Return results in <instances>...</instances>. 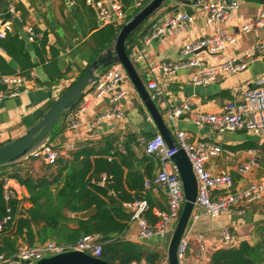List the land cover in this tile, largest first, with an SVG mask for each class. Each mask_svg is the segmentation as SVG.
Listing matches in <instances>:
<instances>
[{
    "label": "crops",
    "instance_id": "obj_1",
    "mask_svg": "<svg viewBox=\"0 0 264 264\" xmlns=\"http://www.w3.org/2000/svg\"><path fill=\"white\" fill-rule=\"evenodd\" d=\"M4 1L7 8L10 3H14L22 17V21H19L9 11L4 12L0 8V20L12 22V30L8 32L10 35L5 41L8 47H13L14 39L12 37L15 34L23 39L20 35L19 24H22L23 27L27 24H32L38 33L36 40L46 35L48 42L45 50L40 49L39 54L35 47L34 49L40 64L44 65V67L45 64L48 65V68L45 67V71L50 77V82L44 83L38 77L28 79L25 85L21 87V94L19 96L8 97L0 102V144L23 134L29 127V123L35 121L37 114L45 109L46 106L49 107L50 103L86 70L92 59L97 57L96 44L91 39V35L100 27L106 25L101 23L95 10L86 3V0ZM179 7H182V9ZM262 7H264L263 3L242 1L241 7L237 11L230 13L220 24L227 33L235 35L237 41L226 52L214 54L204 50L199 51L197 56L204 62L215 65L254 45L264 36V28L255 29L249 34H243L241 28ZM179 9L195 14L196 20L192 23L182 22L177 26L168 27L160 37L153 39L147 45H143L142 38L149 31L151 25L154 22L164 21ZM147 24L142 30L136 32L128 48L130 55L143 54V59L138 61L141 64L137 69L141 76L145 75L147 77L145 81L146 87L150 80H155L159 84L162 91L160 98L164 100L161 103L164 112L167 107L186 100L190 101L193 110H202L210 113L221 112L222 105L229 100H233L235 97L233 93L234 85L243 84L248 80H253L258 76L264 75V57L237 74L227 75L220 73L212 83L206 85L194 84L192 76L195 73V68L182 67L177 68L173 72L163 69V64L171 63L175 66L186 59L182 54V49L188 42L200 39L214 31V26L207 24L199 6L182 5L175 1H170L154 14ZM2 39L0 38V42ZM52 47L58 51L57 65L63 73L61 77L56 76L55 80H53V75L55 74L54 67L50 64L54 55ZM29 56L30 59L21 52H17L16 56H13L6 47L0 45V71L14 74L29 69L32 65L34 66L33 69H35L32 57L30 54ZM10 59L15 60L19 69L14 68L9 63ZM104 71L105 69L99 71L98 74ZM117 90L125 93L122 99L124 105L123 118L107 121V131H104V128L100 127L103 131L102 133L98 131L99 128L92 127L95 117L109 109L111 105V95H106L102 98L96 97L93 84L87 88L81 101L65 116L66 124L64 125V129H60L54 138L56 140L54 143H56L57 147L66 153L67 146L70 143H73L76 148L81 142L87 140L98 142L103 136L115 134L119 139L116 143L117 147L121 152L125 153L126 149L123 142L127 140L129 134H134L137 140L141 136H145V129L153 121L147 120L148 112H144V116L140 115L141 98L136 87L129 79L128 74L121 81ZM149 92L151 93V91ZM82 107H85L83 111H81ZM73 122H77V126H71ZM168 123L174 134L177 130L186 131L190 142L200 140L221 146L222 151L210 157L206 163V167L213 173L231 172L235 178L236 188L244 187L251 181L264 178V164L260 167H255L252 171L242 176L237 172V166L239 163L245 162L246 158L237 165L230 163L232 158L241 151L246 153L247 159L251 158L255 152L259 153L264 161V140L238 131L223 134L230 136L235 134L240 135L238 138L232 136L223 141L222 133L215 131L209 125L200 127L193 123L190 113H185L176 119V121H168ZM151 133L153 134L151 137H153L158 132ZM247 140L255 142L256 146L249 149L236 148L237 145ZM133 147L138 159L143 155L151 157V175L146 174L148 170L147 165L150 163L149 160L140 162L134 160V163L144 173V188L140 194L142 198L148 200L151 206L150 218L151 221H154L156 219L154 214L158 210H166L168 208V199L164 189L156 192L153 188H146L145 180L155 176L160 168V163L153 155L150 156L145 151V147L140 143H133ZM235 150L237 152H234ZM153 160L155 161L154 163ZM169 166L171 168L175 167L174 163ZM258 169H262L260 177H257L256 170ZM127 173L128 168H125V177ZM12 182L15 186L18 185L21 188L26 197H29L30 194L25 186L20 185L14 179ZM128 190L130 193L135 194V190ZM111 192L114 193L113 190ZM30 205V202L27 200L25 206L28 207ZM127 212L130 214L128 209ZM226 227L230 229L232 234L236 235V243L224 240L222 231ZM263 231L264 200L246 205L243 207V212L235 209L224 212L216 218L203 214L194 224L190 234L187 252L189 264H212L211 257L216 250L239 246L242 241L255 244L261 239L264 234ZM138 232L139 227L137 222H131L125 230L123 237L150 244L153 249L166 253V257H168L166 249L168 248V237L153 236L145 240L138 238ZM200 234L203 235L202 243L198 240V235ZM252 239L256 241L252 242ZM21 242H27L23 236L18 238L17 247ZM201 244H204V249L201 248Z\"/></svg>",
    "mask_w": 264,
    "mask_h": 264
},
{
    "label": "built area",
    "instance_id": "obj_2",
    "mask_svg": "<svg viewBox=\"0 0 264 264\" xmlns=\"http://www.w3.org/2000/svg\"><path fill=\"white\" fill-rule=\"evenodd\" d=\"M145 1L134 0V7L141 8ZM86 3L95 10L102 24H113L118 27L124 23L123 19L127 18V11L124 10L121 0H86ZM241 3L242 0L200 1L199 5L201 6L199 7L205 16L206 22L208 25L214 26V31L200 39L188 42L182 49V54L186 59L175 66L171 63L163 64V69L173 72L177 68L182 67L195 68V73L192 76L194 84L206 85L212 83L220 73L234 75L244 71L255 61L262 59L264 57V36L243 52L230 56L225 61L215 65L208 64L197 56L199 51L204 50L214 54L226 52L237 41V37L227 33L220 24L230 13L237 11L241 7ZM8 11L13 17L22 21L20 12L14 3L9 4ZM121 20L123 21L121 22ZM195 20V14L186 10H178L162 22H154L149 32L142 38L143 45H147L153 39L160 37L168 27L177 26L182 22L192 23ZM0 22L2 26L0 28V38H5L8 32L12 30V22L9 20H0ZM262 28H264V7L243 24L241 31L243 34H249L255 29ZM24 30L28 34L29 40L35 42L38 37L35 27L32 24H27L24 26ZM130 56L132 60L135 59L136 61L143 59L142 53L131 54ZM98 75V80L94 83L95 96L102 98L106 95H111V105L109 109L95 117L92 127L96 129L102 127L104 122L124 117L122 99L125 93L118 91L117 88L127 74L123 65L117 62ZM36 77L38 76L35 69L30 70L29 76L20 72L7 74L0 71V102L8 97L19 96L21 87L25 85L27 80ZM147 87L151 91L153 98H160L162 91L157 81H148ZM233 93L234 99L225 102L222 105L221 112L210 113L202 110H193L190 101L186 100L167 107L164 116L168 121L174 122L185 113H190L192 122L200 127L209 125L212 129L222 134L242 131L264 140V75L248 80L241 85H234ZM84 109L85 107H82L81 111ZM70 120L73 121L72 119ZM147 120L152 121L150 114H147ZM71 126H77V122H73ZM174 135L176 142L173 148L167 145L163 135L159 132L151 138L141 136L138 140L145 147V151L150 156L153 155L160 163V168L155 176L145 180V187L153 188L156 192L164 189L168 199V208L166 210H158L154 214L156 219L151 221L148 216L150 205L146 198L126 201L123 205L130 212L128 225L131 222H137L138 224V238L148 240L153 236H160L168 237L170 240L180 218L186 197L179 171L176 167L171 168L169 165L173 164L172 157L179 148L184 149L192 162L193 170L198 180V194L195 206L177 250L179 264H189L187 252L190 234L196 221L203 214L216 218L224 212L235 209L243 212V207L246 205L263 201L264 178L251 181L244 187L236 188L235 178L231 172L213 173L206 167L209 158L222 151L221 146L200 140L190 142L189 135L184 130H177ZM74 149L75 145L70 143L67 146L66 153H64L57 147L56 143L48 141L31 156L40 157L45 163L54 164L59 157L68 155ZM249 159V161L239 163L237 166V172L242 176L263 164L259 153L255 152ZM110 177L111 175L108 176V174L103 173L99 184L105 185ZM12 181L13 179L9 177L3 179L4 199L9 202L17 198L25 206L27 202L26 196L21 191V188L18 185L15 186ZM8 211L9 215L0 222V231L10 219L9 203ZM222 236L227 242L236 243L237 241L236 235L232 234L228 227L223 229ZM198 240L202 243L203 235H198ZM103 245L104 243L99 234L84 236L74 243L57 242L53 239L34 245L28 242H21L13 255L7 256L4 253H0V264H34L44 257L70 250H79L92 256L102 257ZM201 248H205L204 244H201ZM129 264H170V261L166 257L158 263L142 259L140 261H131Z\"/></svg>",
    "mask_w": 264,
    "mask_h": 264
},
{
    "label": "trees",
    "instance_id": "obj_3",
    "mask_svg": "<svg viewBox=\"0 0 264 264\" xmlns=\"http://www.w3.org/2000/svg\"><path fill=\"white\" fill-rule=\"evenodd\" d=\"M121 2L125 11L134 7V0H121ZM137 11L136 9L134 13ZM132 15L128 16L127 20ZM122 25L117 27L106 24L91 35V39L96 44L97 55L111 44ZM140 28L135 30L127 41L129 54L128 45ZM9 35L2 39L3 42L1 41L0 45L6 47L13 56L21 52L30 59L29 53L25 51V42L17 34L12 37L13 47H8L5 41ZM47 42V37L44 35L33 43L39 54L40 49L45 50ZM52 52L54 55L50 64L54 67L53 80H55L56 76L61 77L63 73L57 65L58 51L52 47ZM33 67L32 65L31 68L20 73L29 76ZM45 67L48 68V65L45 64ZM46 110H41L35 121L29 123V127ZM57 134L53 136L51 134L50 141ZM152 135L151 132H145L147 138ZM118 140V136L110 134L103 136L98 142L92 140L81 142L68 155L59 157L54 164L45 163L40 157H28L42 160L46 165L57 166L56 173H52L51 177L33 178L22 175L19 171L10 173L9 178L27 188L30 195L25 199L31 205L23 206L17 198L7 202L0 184V222L9 215L8 203L10 205V219L0 231V253L7 256L13 255L17 250V240L20 236L34 245L48 239L74 243L84 236L99 234L104 243L102 258L113 264H129L131 261L142 259L153 263L161 262L166 257V253L153 249L150 244L123 237L130 218L123 202L142 198L140 193L144 188V173L136 166L134 160L139 162L149 160L146 174L151 175V157L143 155L137 158L133 143L138 144L139 141L134 134H129L127 140L123 142L125 153L117 147ZM254 146H256L255 142L247 140L236 148L249 149ZM18 163L0 167V169ZM125 168H128L126 177L124 176ZM103 173L111 175L105 185L99 184ZM127 188L135 190V194L130 193ZM112 190L114 193L111 192ZM94 205L97 207V212L87 219L73 217L67 213L84 211ZM148 216L151 217V211L148 212ZM114 233L118 235L113 237ZM211 262L212 264H264V234L255 244L242 241L239 246L216 250L212 254Z\"/></svg>",
    "mask_w": 264,
    "mask_h": 264
},
{
    "label": "water",
    "instance_id": "obj_4",
    "mask_svg": "<svg viewBox=\"0 0 264 264\" xmlns=\"http://www.w3.org/2000/svg\"><path fill=\"white\" fill-rule=\"evenodd\" d=\"M170 1H175L182 5H199L202 0H149L136 13H134L119 29L111 44L104 48L97 57L88 64L86 70L75 79L49 106L38 120L28 127L25 132L15 138L0 144V167L17 163L30 157L38 148L50 141L51 134L55 126L60 123L66 114L73 109L83 98L85 91L98 80V72L107 69L114 63H121L127 72L129 79L136 87L140 98V112H148L152 121L145 129L146 132H159L163 135L170 148L175 147L176 138L171 130L168 120L164 116L162 107L163 98H153L146 87L147 77L141 76L130 54L127 52V41L132 33L140 28L148 19L166 6ZM264 3V0H247ZM0 8L4 12L8 11L5 1L0 0ZM20 35L25 41V49L32 57L33 64L38 78L49 83L50 77L45 71L44 65L40 64L39 58L34 49L33 42L29 40L28 34L22 24H19ZM9 63L16 69L18 64L14 59ZM107 122L102 124L104 131H107ZM99 132H103L101 128ZM172 161L179 171L183 181L184 193L186 197L180 218L177 222L175 231L169 241L168 258L170 264H179L177 250L179 242L188 226L192 211L195 206L198 194V180L194 173L192 162L184 149L179 150L173 155ZM97 212L94 205L84 211L69 213L73 217L87 219ZM118 233L112 234L116 237ZM34 264H113L102 257L92 256L79 250H70L52 256L44 257Z\"/></svg>",
    "mask_w": 264,
    "mask_h": 264
},
{
    "label": "rangeland",
    "instance_id": "obj_5",
    "mask_svg": "<svg viewBox=\"0 0 264 264\" xmlns=\"http://www.w3.org/2000/svg\"><path fill=\"white\" fill-rule=\"evenodd\" d=\"M148 1L149 0H146L145 4ZM242 1H247V0H242ZM260 4H262V3H260ZM174 6H176V5H174ZM177 6H179V5H177ZM179 8L182 9V7H179ZM136 9L139 10L140 8L132 7L131 9H129L127 11V13H126L127 17L132 15ZM181 9H179V10H181ZM123 20L126 21L127 18L123 19ZM123 20H121V22ZM148 22H149V19L141 26V28L138 31L142 30L146 25H148L147 24ZM133 61H134L135 65H136V67L138 68V66H140L141 63H138V61H136L135 59H133ZM239 85H241V84H239ZM46 108H47V106L45 107V109H43V111L46 110ZM139 113H140V115L144 116V113H142L140 111H139ZM65 124H66V119H63L60 123H58L56 125L53 133H52V136L55 135L56 133H58V131L60 129H64V125ZM224 134H226V133H224ZM232 136L234 138H238L240 135L239 134H235V135H232ZM232 136L223 135L222 139L224 138L223 139V141H224V140H227L229 137H232ZM259 139H261V138H259ZM54 141H56V140L53 139L52 142L54 143ZM234 152H237V151L235 150ZM244 158H246L245 161H249L250 160V159H247L246 153L244 151H241L235 157L232 158L230 163L233 164V165H237L240 161H243ZM263 164H264V161H263ZM261 170L262 169L256 170V173L258 175L257 177H260L262 175V171ZM15 171H19L22 175H25V176L29 175V176H31L33 178H40V177H43V176H50L51 177L52 173H56L57 166H55V165H46L42 160H39V159H36V158H25V159L19 161V163L14 165V166H9V167H7L5 169H0V184H2L3 179L5 177H8L10 173H13ZM67 213L69 214V212H67ZM254 241H256V240L252 239V242H254ZM168 245H169V242H168ZM166 249L168 251V248H166Z\"/></svg>",
    "mask_w": 264,
    "mask_h": 264
}]
</instances>
